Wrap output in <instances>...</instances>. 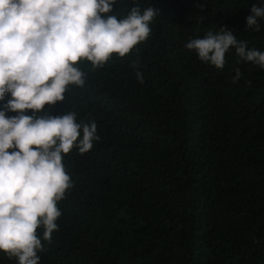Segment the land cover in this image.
<instances>
[{
  "label": "trees",
  "instance_id": "obj_1",
  "mask_svg": "<svg viewBox=\"0 0 264 264\" xmlns=\"http://www.w3.org/2000/svg\"><path fill=\"white\" fill-rule=\"evenodd\" d=\"M253 4L264 0H116L102 14L158 12L145 41L102 67L79 62L84 85L37 113L73 112L99 137L63 157L72 187L51 241L37 229L39 264H264V69L229 49L218 70L185 47L223 28L264 52V18L246 28Z\"/></svg>",
  "mask_w": 264,
  "mask_h": 264
},
{
  "label": "clouds",
  "instance_id": "obj_2",
  "mask_svg": "<svg viewBox=\"0 0 264 264\" xmlns=\"http://www.w3.org/2000/svg\"><path fill=\"white\" fill-rule=\"evenodd\" d=\"M116 0H0V253L18 264H39L43 240L51 241L61 216L57 203L72 187L63 157L76 147L85 153L98 140L95 122L82 125L76 114L37 115L65 99L69 85L83 86L77 66L102 67L113 55L125 57L150 34L157 10L133 7L126 18L112 12ZM246 28L259 31L264 6H251ZM201 62L220 70L229 49L264 69V52L250 49L231 31H208L185 45ZM235 69L232 82L240 79ZM136 79L143 83L142 73ZM31 110L33 115H25ZM6 111L16 112L6 117ZM82 133V138H81ZM78 142V143H77Z\"/></svg>",
  "mask_w": 264,
  "mask_h": 264
}]
</instances>
